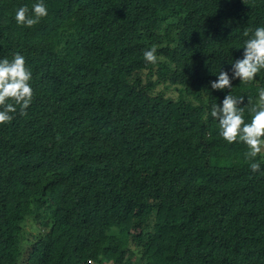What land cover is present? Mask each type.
Segmentation results:
<instances>
[{"label": "trees", "instance_id": "trees-1", "mask_svg": "<svg viewBox=\"0 0 264 264\" xmlns=\"http://www.w3.org/2000/svg\"><path fill=\"white\" fill-rule=\"evenodd\" d=\"M34 2L0 0V58L23 55L33 90L0 124V264H264V157L253 172L219 136L205 90L264 0H44L17 24ZM261 87L226 90L246 121Z\"/></svg>", "mask_w": 264, "mask_h": 264}, {"label": "clouds", "instance_id": "clouds-1", "mask_svg": "<svg viewBox=\"0 0 264 264\" xmlns=\"http://www.w3.org/2000/svg\"><path fill=\"white\" fill-rule=\"evenodd\" d=\"M47 15L44 0H35L30 9L27 6L16 9L15 21L30 27ZM243 35L245 39L235 46V49L242 50L240 56L224 63L229 66L227 70L219 67L214 73L210 72L215 79L208 82L205 90L208 94L210 91H220L223 95L217 98L218 103L210 105L207 115L218 122V134L223 140L246 146L249 168L255 172L260 169V163L254 158L264 151V87L256 89L255 103L248 101L247 121L241 107L245 98L226 90L232 88L233 81H254L264 70V25L246 29ZM143 58L148 63H156L159 58L157 46H149L143 52ZM31 78L32 73L25 66L23 55L14 53L11 59L0 58V124L10 122L16 113L24 114L33 95Z\"/></svg>", "mask_w": 264, "mask_h": 264}, {"label": "rangeland", "instance_id": "rangeland-1", "mask_svg": "<svg viewBox=\"0 0 264 264\" xmlns=\"http://www.w3.org/2000/svg\"><path fill=\"white\" fill-rule=\"evenodd\" d=\"M261 154L264 157V151H262ZM33 233H35V230L33 228L32 220L30 218L29 220H27V222L24 225V231H23L22 240H21L23 246H25L29 243L31 235ZM20 253H21V257H20L19 263H22V261L24 259L25 252L21 249Z\"/></svg>", "mask_w": 264, "mask_h": 264}]
</instances>
